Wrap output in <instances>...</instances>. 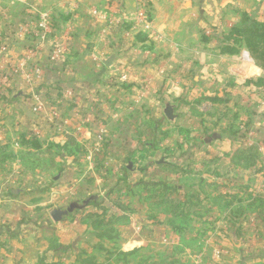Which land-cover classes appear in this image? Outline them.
I'll use <instances>...</instances> for the list:
<instances>
[{"label": "crops", "instance_id": "0c3cea01", "mask_svg": "<svg viewBox=\"0 0 264 264\" xmlns=\"http://www.w3.org/2000/svg\"><path fill=\"white\" fill-rule=\"evenodd\" d=\"M150 3L153 30L145 31L135 21L138 0H0V75L9 76L0 86V264H38L44 256L81 264L78 254L97 256L98 245L142 253L158 244L166 246L165 259L177 262L182 258L176 252L184 250L191 264H264V203L260 211L248 205L264 201V97L252 84L264 70L247 51L225 54L217 45L242 12L264 19V0ZM94 10L103 16L94 17ZM44 17L54 34L67 35L68 52L55 63L48 60L50 43L29 59L39 38L24 28ZM112 19L118 23L110 27ZM124 25L130 28L113 29ZM112 55L117 60L108 67L104 60ZM35 95L42 113L34 112ZM166 104L175 107V121L166 117ZM223 109H248L239 114L237 129L253 133L251 145L247 134L240 141L202 125ZM54 110L59 126L49 116ZM28 133L40 140V149L22 144ZM244 146L260 154L249 168L235 164ZM46 159L56 174L39 170ZM39 173L38 183L47 188L33 195ZM141 180L169 181L182 202L199 196L198 215L176 230L167 207L150 213L126 192V183ZM119 187L134 211L111 225V239L95 237L87 206L61 222L52 219L53 210L73 202L99 198L111 206L108 191ZM239 192L247 195L240 200L243 214L215 204L214 197L222 195L218 201L224 202ZM112 212L123 214L115 206ZM187 238L201 244L196 255L185 246ZM57 245L71 250L56 251ZM115 258L98 263L122 264Z\"/></svg>", "mask_w": 264, "mask_h": 264}, {"label": "trees", "instance_id": "16d2710c", "mask_svg": "<svg viewBox=\"0 0 264 264\" xmlns=\"http://www.w3.org/2000/svg\"><path fill=\"white\" fill-rule=\"evenodd\" d=\"M118 28L119 27H114L113 29H129L130 25H124L123 27L119 29ZM220 43V49L225 54H239L243 49L248 50L252 58L255 60V63L261 66V68L264 70V19H257L250 16L247 12H242L240 14L239 21L231 26L222 35ZM0 76H4V74L2 73ZM8 81L9 76L7 83H9ZM258 84L264 85V79H260L258 81ZM214 101L223 102V100L219 97H216ZM230 133L236 135L237 137L239 136L240 141H242L246 139L248 130L241 131L236 127V130H232L230 131ZM22 144L29 148H34L37 150L41 148L40 140L30 133L23 136ZM259 157L260 154L255 146H244L236 155L235 164L237 166L249 168L257 163ZM125 170L128 171L129 169L125 168ZM50 182H53V178L50 180ZM125 189L127 193L129 192L135 197L138 196L144 206L148 207L150 213L153 211V209H156L158 207H167L168 210L174 214L175 218L172 221L174 228L176 230H179L180 232L183 229V223L190 220V214L198 215V211L194 208L199 203V196L190 195L185 202H182L176 197V186L171 184L169 181L141 180L134 185L126 183ZM122 191L123 188L121 187L108 191L109 197H113L111 198V206L104 200H100L99 198H92L87 205V209H85V212H87L85 218H89L91 220L93 229L98 231L95 234V237L99 240L113 238V229L111 225L114 222H118L119 220L127 219V215H125L124 212L130 213L134 211L130 203L122 200ZM221 196L214 197V200L218 201V199L222 198ZM259 201L261 205H263L264 201L262 199H259ZM112 206L119 208L123 212V214L117 218L115 217V215H113V217L111 215V213L114 214L112 212ZM237 213L243 214V210L239 209L237 210ZM55 250L67 253L69 250H71V247L57 245L55 247ZM98 250L105 251L106 253L110 254L111 257L116 256L117 262H122L120 261L121 259L125 260L137 256L140 252L134 251L131 253H115L109 250H105L101 245H98ZM77 260L81 264H101L98 263V261H96L94 257L84 252L78 254ZM176 262V260L173 261V263ZM127 263L128 261L126 260L125 264ZM38 264L64 263L60 261L49 262L44 256L39 260Z\"/></svg>", "mask_w": 264, "mask_h": 264}, {"label": "rangeland", "instance_id": "374dc122", "mask_svg": "<svg viewBox=\"0 0 264 264\" xmlns=\"http://www.w3.org/2000/svg\"><path fill=\"white\" fill-rule=\"evenodd\" d=\"M144 2H145V4H151L150 0H144ZM225 32L220 33L218 35V37H221ZM219 44H221L220 40H218L217 45H219ZM243 51H247V53H249V51L246 49H243ZM249 55H250V53H249ZM251 58H252V56H251ZM257 66H259V65L257 64ZM259 68H261V66H259ZM260 79H264V78H258L256 81H252V84H254V86L257 89L255 92L258 91L259 96L264 97V85L258 84V81ZM244 110L248 112V109H243V111H241V112H236V110H231V109H223L222 111L220 110L221 112L217 110L215 117H213L209 120H203L202 125H209L208 127L212 128V130L218 129L219 131H221V130L225 129L229 132L232 130L234 131V130H236L238 123L241 122L239 120V118H240L239 114L240 113L241 114L246 113ZM30 160H36V158L35 157L30 158ZM260 160H261V158H260ZM47 161H48L47 159L41 160V163H40L41 167H39V170L41 168L45 167L48 169V174H50V173L56 174L57 170L52 168V164L50 161H48V162ZM30 170H32V169H30ZM33 171H35L34 168H33ZM34 179H36V181L33 182V190L35 191V192H33L34 193L33 195H36L35 193L41 194L40 192H38L37 189L42 190V189L47 188V186L43 185L44 183L43 184L41 183V185H40V183H38V181L42 180V173H39V175L35 174ZM46 184H48V183H46ZM230 198H232V197H230ZM245 199H247V195L244 192H239V193H236V196L233 198V200H228V201H224V202L216 201L215 204L216 205L218 204L222 208L223 211H227V212H231V213L235 214V212H237V210H239V208H242L245 205V204H241L240 200H245ZM249 201H251V200H249ZM57 203H59V202L55 201L53 204L50 205V207H52L54 205H58ZM248 205L252 206L251 209H254V210L258 209L259 211L261 210V206H262L261 203L257 199L253 200ZM198 208H199V206H196L194 209L198 210ZM259 211H257V212H259ZM197 221L200 222L201 220L198 218ZM188 234L190 236L192 235V233H188ZM188 238H190V237H188ZM188 238L186 240L185 246L187 247V249L188 248L191 250L193 249L194 251L193 250L192 251L194 252V255H196V253H199V249L201 247V244L198 243L197 241H193V240H190ZM166 250H167L166 246H162V245L158 244L157 246L154 247L153 250H145L142 253H139L137 256H134V257H131L130 259H125V260L121 259L120 261H122V264H125L126 260L128 261L127 264H191V262L189 261V257L184 255V250H181V251L179 250L178 252H176L177 253L176 255L179 256V258H182V259H179V262H176V263H173V260L165 259V255H167ZM96 255L97 256H93V255H91V256L94 257L96 261H100V262H105L106 260H108L111 257L110 254L106 253L105 251H100V252L96 253ZM115 260H116V258H115Z\"/></svg>", "mask_w": 264, "mask_h": 264}, {"label": "built area", "instance_id": "2783aa9c", "mask_svg": "<svg viewBox=\"0 0 264 264\" xmlns=\"http://www.w3.org/2000/svg\"><path fill=\"white\" fill-rule=\"evenodd\" d=\"M138 1H139V4H138L136 16H135V21L145 31H152L153 30L152 23L147 13L148 5L145 4L144 0H138ZM92 15L96 18H101L103 16V14H101L97 10H94L92 12ZM117 23L118 22L112 19L109 26L112 27L113 25ZM24 30H26V32H28L31 35L32 34L37 35L39 38V44L35 47V49L31 50V55H29V59H31V57H34V56L37 57L39 54H41V50L43 49V46L46 43L51 44L50 55L48 57V60L50 62H54V63L58 62L63 59V56L65 54H67L68 52V47L66 44L67 35L61 36V35L54 34L55 31L53 30L52 22L48 17H44L40 23H37V24L31 23V24L26 25ZM13 72L17 74V73H24L25 71L21 72V69H14ZM33 73L35 75V78L39 79V77L41 76V68L38 65H36L33 69ZM7 80H8L7 75L0 76V86L3 85L5 82H7ZM34 99L37 101L34 107V112L36 113L44 112L45 111L44 104L40 102L39 98L36 95ZM49 116H50L51 122L59 126V124L57 123L58 119L60 118L59 112L55 110L51 111L49 112ZM247 135L249 136V140H247V145H251L252 140L250 138L253 135V133L248 131Z\"/></svg>", "mask_w": 264, "mask_h": 264}, {"label": "water", "instance_id": "95a60500", "mask_svg": "<svg viewBox=\"0 0 264 264\" xmlns=\"http://www.w3.org/2000/svg\"><path fill=\"white\" fill-rule=\"evenodd\" d=\"M116 60H117V56L112 55L109 58L105 59L104 63L106 66L110 67L114 64ZM164 113L170 121H175L177 119V115L175 113V107L170 104H166ZM210 141H211V138H208L207 142H210ZM89 201H86L83 204L73 202L65 209H55L51 212L52 219L55 222H61L65 216H68L74 213L76 210H83L89 204Z\"/></svg>", "mask_w": 264, "mask_h": 264}]
</instances>
